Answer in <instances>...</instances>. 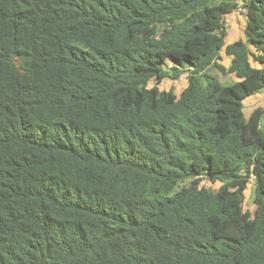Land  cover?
<instances>
[{
	"label": "trees",
	"instance_id": "trees-1",
	"mask_svg": "<svg viewBox=\"0 0 264 264\" xmlns=\"http://www.w3.org/2000/svg\"><path fill=\"white\" fill-rule=\"evenodd\" d=\"M239 3L0 0V264H264V0L225 43Z\"/></svg>",
	"mask_w": 264,
	"mask_h": 264
},
{
	"label": "rangeland",
	"instance_id": "rangeland-1",
	"mask_svg": "<svg viewBox=\"0 0 264 264\" xmlns=\"http://www.w3.org/2000/svg\"><path fill=\"white\" fill-rule=\"evenodd\" d=\"M238 2H241V0H239ZM224 19L226 20V26H227V36L225 38V43H230L231 41L242 37L244 35V24H245V17L243 15L240 14H234V13H230L228 15H226L224 17ZM240 22H237V26L235 27V20H239ZM231 25H233L231 27ZM222 55H223V50L221 51ZM229 62V58L225 55H223V58L221 60V63L225 66L228 65ZM252 65L254 66H259V64L257 62L251 61ZM209 72L213 75H215L218 80L222 83H230L233 82L235 80H237V77L230 73V74H222L220 71H218L216 68L211 67L209 69ZM154 83L152 80L149 81L148 86H152ZM186 84V78H185V74L181 75L178 79L175 80H171V79H163L162 81H160V83H158V87L159 89H173L174 93L176 95H178L181 91V89L185 86ZM242 103V111L244 114V117L247 119L252 111V109L256 106H262L264 105V90L260 89L256 92H254L253 94H250L246 97H244L241 100ZM202 183L205 184V186L210 187L212 190H216V188L219 186L220 182L216 181V182H210L207 180H203ZM244 208H247L249 210H253L254 208V203H253V183H248L247 187L244 191Z\"/></svg>",
	"mask_w": 264,
	"mask_h": 264
},
{
	"label": "built area",
	"instance_id": "built-area-1",
	"mask_svg": "<svg viewBox=\"0 0 264 264\" xmlns=\"http://www.w3.org/2000/svg\"><path fill=\"white\" fill-rule=\"evenodd\" d=\"M246 12V8L242 5V3L240 2L239 5L234 9L233 12L231 13H234V14H240V15H243L245 14ZM225 20V19H224ZM226 21V20H225ZM226 25V23H225Z\"/></svg>",
	"mask_w": 264,
	"mask_h": 264
},
{
	"label": "crops",
	"instance_id": "crops-1",
	"mask_svg": "<svg viewBox=\"0 0 264 264\" xmlns=\"http://www.w3.org/2000/svg\"><path fill=\"white\" fill-rule=\"evenodd\" d=\"M237 1H239V0H237ZM235 22H236V23H235ZM237 22H240V19H239V20H235V21H234V23H235V27H236V26H237V24H238ZM232 26H233V25H231V27H232Z\"/></svg>",
	"mask_w": 264,
	"mask_h": 264
}]
</instances>
